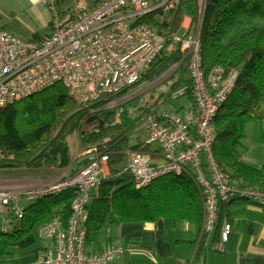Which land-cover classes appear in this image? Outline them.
<instances>
[{"label": "trees", "instance_id": "16d2710c", "mask_svg": "<svg viewBox=\"0 0 264 264\" xmlns=\"http://www.w3.org/2000/svg\"><path fill=\"white\" fill-rule=\"evenodd\" d=\"M58 5L57 9L60 8ZM68 11L69 7L59 12L60 16L64 18ZM187 17L192 20L194 31L199 26L205 72L214 67H223L225 78L237 73L232 91L218 109L214 120V161L220 171L232 179L264 190V163L255 167L243 161L247 152L244 139L248 123H259L258 140L264 144V24H256L255 21L264 19V0H205L203 6L199 0H182L169 20L156 11L144 15L135 23L157 27L167 41L165 50L134 86L79 104L69 95L63 83H57L0 108V170L42 169L45 174H51L54 169L68 168L73 163L68 138L75 130L80 133L82 151L97 147L108 160L122 157L130 150L146 153L150 157L158 154L146 142L132 144L130 141L135 129L142 128L146 116L155 112L153 109L165 98L162 94L151 96L153 102L151 98L144 99L139 106L129 100L115 108L109 107L111 103L153 83L175 65L178 68L172 77L184 73V80L192 84L191 76L186 75L189 72L186 54L179 45L167 50L170 45L168 38L184 34L182 26ZM191 104L195 108V102ZM74 196L73 191L67 190L28 202L23 218L12 222V230H0V257L9 253L11 243L36 232L55 214L69 217ZM205 199L189 168L179 174L168 173L156 177L149 185L140 188L135 186L133 180L125 184L112 169L93 192L88 206L87 244L95 240V235L102 231L107 222L154 223L165 219L171 224L186 222L192 225L200 239H197V243L204 247L202 228L206 213ZM237 201L248 200L234 197L220 202L217 226L212 232L213 240L220 239L223 222L226 220L230 223L227 204ZM128 264L153 263L136 260Z\"/></svg>", "mask_w": 264, "mask_h": 264}, {"label": "built area", "instance_id": "2783aa9c", "mask_svg": "<svg viewBox=\"0 0 264 264\" xmlns=\"http://www.w3.org/2000/svg\"><path fill=\"white\" fill-rule=\"evenodd\" d=\"M42 1L54 13L50 35L32 41L0 30V108L57 83H63L79 104L134 86L165 50L167 41L157 27L135 22L155 11L169 20L182 0H78L64 21L57 9L61 0ZM204 2L199 0L202 6ZM168 40L167 50L179 45L187 56L195 108L186 117L171 112L148 114L142 125L147 133L145 142L159 147L163 162L154 164L150 155L130 150L129 170L140 188L156 177L191 169L206 198L202 239L208 246L217 226L220 202L241 197L263 207L264 190L232 179L220 171L213 157L216 113L231 93L237 73L225 78L223 67L205 72L199 26ZM87 154L91 157L84 167L71 175L62 171L51 184L0 188L3 232L11 231L12 222L23 218L28 202L44 195L74 192L69 217L55 214L37 228L36 235L45 246L32 264H112L123 255L122 247L115 244L101 252L87 250L88 206L105 178L109 161L97 147ZM231 233L232 225L225 220L216 251L226 249Z\"/></svg>", "mask_w": 264, "mask_h": 264}, {"label": "crops", "instance_id": "0c3cea01", "mask_svg": "<svg viewBox=\"0 0 264 264\" xmlns=\"http://www.w3.org/2000/svg\"><path fill=\"white\" fill-rule=\"evenodd\" d=\"M77 1L61 0L58 6L68 8ZM66 16L64 18L60 16L62 21ZM53 18L54 13L42 0H0V30L20 39L40 40L50 35ZM191 24L190 18L184 19L182 26L184 33L194 32ZM170 89L169 98L164 101L162 99L153 109L155 112H171L186 117L194 111L191 104L194 101L192 84H187L184 80V73L173 82ZM150 101L153 102V99L151 98ZM249 125L251 123L247 125L244 142L248 138ZM138 129L142 135L139 137L133 134V144L143 143L146 140L145 130L141 127ZM151 146L158 151V154L151 156L153 163L161 164L162 151L156 145ZM249 152L247 148L243 161L260 167L264 159L260 156L250 157ZM72 155L73 163L68 168L62 169L63 172L70 173L72 170V173H75L84 167L91 157L80 147L79 151L72 150ZM129 161L128 152L122 157L109 160L105 165V178L113 169L125 184L131 183ZM20 170L5 169L7 175L0 178V188L19 189L28 184H41V181H44L45 175L37 169ZM227 209L230 213L232 233L224 252L215 250L217 240H213L214 233L209 236V239H212L209 245L202 247L197 243L199 238L192 225L186 222L171 224L165 219L154 223L126 224L118 220L107 222L102 231L95 235V240L87 244V250L101 252L113 244L121 246L124 253L112 264L118 262L128 264L136 260H148L153 264H264V208L250 201H237L227 204ZM44 246L45 244L34 232L18 242L11 243L9 253L0 257V264H32L42 254Z\"/></svg>", "mask_w": 264, "mask_h": 264}, {"label": "rangeland", "instance_id": "374dc122", "mask_svg": "<svg viewBox=\"0 0 264 264\" xmlns=\"http://www.w3.org/2000/svg\"><path fill=\"white\" fill-rule=\"evenodd\" d=\"M74 4H72L69 7V11H68L69 13L72 12V8H73ZM58 10H59V12H61V11L68 10V8L63 6L62 8L60 7ZM61 15H63V13H61ZM255 21H256V24H260V25L264 24V19H262V18L256 19ZM176 70H177V66L171 67L169 69V71H167L165 74H163L160 78H158L153 83L145 85L142 88H139L135 93H132V94L128 95L127 97L122 98L119 101L113 102L109 108H115V107L129 101V100H132L133 101L132 103L135 106L136 105L139 106L143 102L144 99L152 98L151 96H158L160 94H162L165 97L163 99V101L165 99H168L170 96V93H171L170 87L173 85V82L175 80H177V78H178V76L172 77ZM233 98H236V97L234 96ZM133 99H135V100H133ZM89 127L91 128V126H89ZM89 127H88V129H90ZM88 129H86V130H88ZM137 129H135L136 132L134 131L133 134L140 137L142 135L141 134L142 132L139 129L138 130ZM258 132H259V123L258 122H251V125L248 126V138L245 140L244 144L250 151L249 152L250 157L251 156H255V157L260 156L264 159V144L259 142ZM68 142L70 143V146H71L73 151H79L80 133L78 132V130H75L71 133V136L68 138ZM130 143L133 144V139L130 141ZM16 170L21 171L20 169H16ZM37 170H39V169H37ZM31 171H34V170L32 169ZM39 171H41V173L45 175L44 181H41V183L42 184H51L53 182H56L57 178H59L62 175L61 173L63 170L62 169H54L51 174H49V172H46V174H45L44 170H42V169H40ZM6 172L7 171H5V170H0V178L7 175ZM14 172L18 173V171L17 172L14 171ZM68 175H71V172L68 173ZM51 178H53V179H51ZM132 180H133V177H132ZM33 184H35V183H33ZM30 185H32V184L25 185L24 187H27ZM117 264H122V263L118 262Z\"/></svg>", "mask_w": 264, "mask_h": 264}]
</instances>
